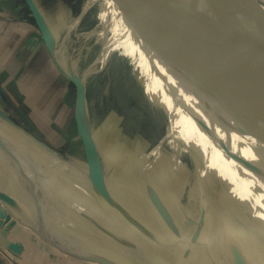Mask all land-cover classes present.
<instances>
[{
    "label": "rangeland",
    "instance_id": "rangeland-1",
    "mask_svg": "<svg viewBox=\"0 0 264 264\" xmlns=\"http://www.w3.org/2000/svg\"><path fill=\"white\" fill-rule=\"evenodd\" d=\"M35 1L55 39L50 52L25 0H0V15L9 17L8 21L0 19L4 24V27L0 28V53H4L0 56V79L3 74L11 79L6 84L7 86H4L5 93L8 92L14 101L20 103V109H17L13 101L8 100L3 110L12 123H7L0 117V127L3 129L2 125L9 126L17 135L20 134L29 140L47 156L59 159L61 165L63 164L71 171L74 176L72 181H75L74 184L77 183V188L81 187L92 198L83 145L78 135V128L83 130L93 140L97 164L110 205L100 204L93 197L92 202L87 201L86 203L97 210V215H95L97 221L78 218L72 220L74 224L71 226L66 223L56 224L52 220L50 223L43 219L46 216L44 213L35 214L33 191L38 188H32L26 182L16 178L13 170L0 161V190H6L13 196L15 195L23 206V214L35 215L33 218L41 227L45 228L47 225L51 228L54 226L52 223L60 226L59 232L52 231L64 237L75 247L47 241L38 232L37 224L34 223L35 226L27 224L15 214V209L3 202L0 208V213H4V217L0 215L2 227L7 229L14 226L23 227L46 244L63 253L73 254L89 264H101L94 262L92 255L115 264H167L163 258V250L166 247L173 250L176 248L190 250L197 234L199 221L188 216L186 208L180 202L181 194L186 191L188 194L193 193L196 182L239 193L264 206L263 155L237 153L242 154L247 161L251 162L253 171L259 173L257 179L249 181L246 178L235 177L230 175V171L224 169L219 175L214 176L213 172L217 162L206 154V150L198 145L196 140L178 130L164 114H156L155 110L150 112L140 109L138 106L141 102L138 97L133 96L127 90L120 89L117 81L108 78L105 74L102 76L100 71H95L88 80L86 79L84 97L79 102L70 72L79 76L89 60L83 64L73 65L70 50L75 42L77 43L79 33L85 30L81 28L87 19L84 15L88 9L89 0H85L79 16L77 12L84 0ZM254 1L257 7H255L256 12L260 13L259 20L264 29V0ZM96 3L108 29L102 25L99 26L110 33L103 5L98 1ZM149 9L147 10L145 5H142L140 12L135 15V21L143 29H147L144 35L136 27L133 30L142 54L177 64L187 70L206 71L207 68L196 50L187 47V41L180 32L178 23L164 14ZM12 13L18 19H15L17 20L15 24L23 25L24 28L18 29V25H6L14 18ZM194 20L198 29H202L195 16ZM27 25L30 28L29 32L26 31ZM73 25H75L74 30L71 29ZM11 26L14 32H18L19 40H15L16 35L13 34ZM70 30L73 32H70L73 37L65 43L61 55L57 57L54 52L59 51L63 34ZM97 30L105 34L100 29L97 28ZM26 33L29 36L23 37L22 35ZM34 40L39 44L37 45ZM211 40L214 41V38ZM15 43L16 46H21L23 43L27 56L30 57L24 59L25 56H22L23 59L21 58L19 64H16L11 71L12 66L8 69L7 65L11 63L15 54L12 52ZM158 43L161 48L158 47ZM213 45L224 59L223 44L215 41ZM28 46H31V50ZM31 51L32 53L29 54L28 52ZM37 52L40 54L35 55ZM11 56L12 58H9ZM173 58L185 63L175 61ZM36 63L39 68L43 67L41 74L38 72ZM224 68H226L225 60ZM5 93L0 89V98L3 101L6 100ZM45 93H51L46 105L41 102V98L43 101L42 94ZM30 95L31 97L28 98ZM3 101H0V106L4 104ZM209 110L208 145L214 152L220 144L217 143L219 134L216 132L218 118H215L213 114L215 111L212 108ZM31 136L42 143H38ZM108 152L118 154L121 162L129 168L138 165L139 161V167L143 172L142 189L139 188V184L125 183L121 184L123 191H126L123 192L119 186L112 185L113 181L115 183L117 181L116 184L123 183L124 176L120 171V165L119 171L112 166L107 170L105 154ZM235 158L238 159L236 156ZM243 170L246 172L248 169ZM130 176L133 178L135 175L131 173ZM256 181L263 184H255ZM74 188L76 191L79 189ZM198 206L199 201L191 199L189 209L195 210ZM6 216L8 219H5ZM166 218L169 219V224L165 223ZM190 225L192 229L184 239L173 241L172 236L175 233Z\"/></svg>",
    "mask_w": 264,
    "mask_h": 264
},
{
    "label": "bare ground",
    "instance_id": "bare-ground-1",
    "mask_svg": "<svg viewBox=\"0 0 264 264\" xmlns=\"http://www.w3.org/2000/svg\"><path fill=\"white\" fill-rule=\"evenodd\" d=\"M96 1L103 5L110 33L99 26L108 29ZM210 1L215 0H89L84 15L87 19L81 28L85 30L77 36L78 41L73 43L70 55L73 65L83 64L89 60L79 75L83 84L95 71H100L102 76L105 74L108 78L117 81L120 89L138 97L141 102L140 109L150 112L155 110L156 114H164L178 130L196 140L197 144L206 150V154L217 162L214 176L219 175L224 169L230 171V175L251 181L257 179L259 175L258 172L253 171L251 162L248 161L250 162L248 167L239 161L236 164V161L228 157L227 152L233 151L235 154L245 152L264 156V143L242 131L239 133L232 127L233 120L228 117L230 81L227 69L224 68V59L206 37L205 31L198 29L194 20L195 16L202 24L230 39L227 31L229 20L203 7ZM84 4L85 0L77 16L82 12ZM142 5H145L147 10L150 8L178 23L180 32L187 41V47L196 50L207 68L206 71L187 70L177 64L142 54L133 31L136 27L143 35L144 31L147 33V29H143L135 21V15L140 12ZM74 27L75 25L71 29L74 30ZM70 32L73 33L70 30L63 34L59 51L54 52L57 57L61 55L65 43L73 37ZM159 46L161 48L158 43ZM173 60L179 61L177 58ZM71 77L74 81V75L71 74ZM209 108L215 111L213 114L218 118L216 132L219 134L217 143L220 144L214 152L208 145ZM2 126L3 129L0 127V161L13 170L16 178L20 177V180L31 185L32 188H38L33 191L35 214L42 212L47 216L43 219L52 220L60 225L66 223L71 226L74 224L72 220L78 218L97 221L95 217L97 210L86 203L92 202L93 197L91 198L81 187L77 188V183L74 184L75 181H72L74 176L69 168L61 165L59 159L47 156L29 140L20 134L17 135L9 126ZM105 156L107 170L112 166L119 171L120 165V171L124 176L123 183L116 184L117 181L116 183L113 181L114 187L119 186L123 191L121 184L132 183L139 184L140 189L143 188L141 182L143 172L139 167L129 168L124 165L121 157L116 153L108 152ZM237 165L242 170L238 171ZM244 168L248 170L245 172ZM131 173L135 175L132 176L133 178L130 176ZM74 187L79 191L77 192ZM193 189L192 194H188L187 191L181 194L180 202L186 208V214L199 221L197 234L190 250L180 248L173 250L166 247L163 250L165 262L167 264H235V248L231 239L234 219L236 216H241L243 211H249L248 218L258 219L257 221L264 228V218L260 217H264V206L244 195L219 187L195 183ZM191 199L199 201V206L195 210L189 209ZM15 214L29 225L37 224L33 218L35 215L26 216L19 211H15ZM164 221L169 224L168 218ZM52 224L56 228L54 226L48 228L47 225L44 228L37 224V230L50 242L74 248V244L54 232H59L60 226ZM191 229L192 225L181 229L172 236L173 241L184 239ZM262 235L260 237L264 238Z\"/></svg>",
    "mask_w": 264,
    "mask_h": 264
},
{
    "label": "water",
    "instance_id": "water-1",
    "mask_svg": "<svg viewBox=\"0 0 264 264\" xmlns=\"http://www.w3.org/2000/svg\"><path fill=\"white\" fill-rule=\"evenodd\" d=\"M25 3L50 52L55 39L41 9L35 0H25ZM203 7L229 20L227 31L230 39L223 40V56L230 81V100L227 112L228 117L233 120L232 127L239 133L242 131L264 143V29L259 20L260 13H257L255 9V1L215 0ZM70 73L75 77L72 82L76 87L77 100L80 102L84 97V84L78 75ZM0 117L7 123H12L2 112H0ZM78 135L83 145L92 195L100 204L110 205L97 164L93 140L80 128H78ZM31 137L38 143H42L35 137ZM227 155L230 159L242 162L247 167L250 164L242 154L236 155L233 151H229ZM237 166L238 171L242 170L239 165ZM18 179L20 180V177ZM0 202L24 213L21 202L6 190H0ZM248 214L249 211H243L241 216H236L231 229V239H233L235 248V264H264V238L260 237L264 235V228L259 224L258 219L248 218ZM0 215L4 217V213L1 212ZM5 219L8 217L6 216ZM9 249L14 253L19 250L15 243H11ZM91 258L101 264H115L101 257L92 255Z\"/></svg>",
    "mask_w": 264,
    "mask_h": 264
},
{
    "label": "crops",
    "instance_id": "crops-1",
    "mask_svg": "<svg viewBox=\"0 0 264 264\" xmlns=\"http://www.w3.org/2000/svg\"><path fill=\"white\" fill-rule=\"evenodd\" d=\"M12 16L14 18L11 19L9 22H7L6 25L7 26H10V24L11 25H18L17 26L18 29L24 28V27H22L23 25L15 24V21H17L18 19L15 18L14 13H12ZM8 18H9L8 15H0V19H3L4 21L7 20ZM15 19H17V20H15ZM2 23H3V21H0V25H1L0 28L4 27V24H2ZM199 27L205 31L207 38L210 40V42L212 44L215 41L221 42L223 44V40L227 39L225 36L217 33L215 30H213V29L207 27L206 25L202 24L200 21H199ZM11 28H12L13 34L16 35L15 40H17V39L19 40L20 37H19L18 32H14L12 26H11ZM23 30H25V29H23ZM29 30H30V28L27 25L26 31L29 32ZM22 36L23 37L29 36V34L26 33L25 35H22ZM212 38H214V41L211 40ZM34 42H36L37 45L39 44V42H37L36 40H34ZM30 47L28 49L31 50ZM12 48L14 49L12 52L15 54L13 56L11 63H8V65H7L8 69L10 66H12L10 69L11 71L14 69L16 64H19V62L21 61V58L23 59L24 56H25L24 59L27 57L28 58L30 57V56H27V53L25 51V47L23 46V43L21 44V46H19V45L16 46V43H15ZM15 49H17V50L15 51ZM13 53H11V54H13ZM25 53H26V55H25ZM28 53L31 54L32 51L28 52ZM1 54H4V53L1 52L0 56H1ZM39 54H40L39 52L35 53V55H39ZM41 54L43 55V53H41ZM9 58H12V56ZM29 66H31V65L29 64ZM36 66H38L37 63H36ZM42 68H39V66L37 67V69L39 70L38 71L39 73H40ZM35 70H36V68H35ZM35 70H34V72H35ZM29 72H32V70L31 71L29 70ZM35 74L36 73H33V75H35ZM49 74H50V71H49ZM35 76H37V75H35ZM43 79H46V78L43 77ZM10 80L11 79H9L7 77V75H5V74H3L1 79H0V89L3 90L4 93L6 91L4 86H7L6 84ZM6 93H5V98H6L5 101L6 102L1 100V98H0V101L4 102V104H2L0 106V112L5 113V111L3 110V107L7 106L9 99H11L13 101V103L17 109H20L19 108L20 103L18 101H14L12 99V96L10 94H8V92H6ZM50 94H48V93L42 94L43 101L41 98V102L44 105H46V103L49 101V100H47V98L50 99ZM29 97H31V95L28 96V98ZM138 107H140V106H138ZM136 166L139 167V161H138V165H136ZM139 168H141V167H139ZM254 183L255 184H263L259 181H256ZM203 184H205V183H203ZM206 184H209V183H206ZM11 243H15L16 247L19 249V252L14 253L9 249V245ZM0 264H89V263L81 261L79 258L75 257L73 254L63 253L61 250H58L55 247L46 244L43 240L38 238L33 233L28 232V230L23 228V227L14 226L12 228L7 229L5 227H2V225H1L0 226Z\"/></svg>",
    "mask_w": 264,
    "mask_h": 264
}]
</instances>
